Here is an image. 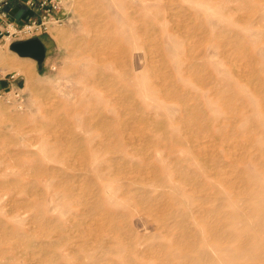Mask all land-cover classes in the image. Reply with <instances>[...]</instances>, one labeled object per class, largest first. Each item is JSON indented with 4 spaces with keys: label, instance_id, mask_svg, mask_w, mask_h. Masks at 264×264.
Here are the masks:
<instances>
[{
    "label": "rangeland",
    "instance_id": "1",
    "mask_svg": "<svg viewBox=\"0 0 264 264\" xmlns=\"http://www.w3.org/2000/svg\"><path fill=\"white\" fill-rule=\"evenodd\" d=\"M63 7L39 36L40 69L10 50L21 36H0V264L252 262L264 250V215L243 217L264 200V0ZM94 79L113 102L91 98ZM227 186L244 203L222 208Z\"/></svg>",
    "mask_w": 264,
    "mask_h": 264
},
{
    "label": "bare ground",
    "instance_id": "2",
    "mask_svg": "<svg viewBox=\"0 0 264 264\" xmlns=\"http://www.w3.org/2000/svg\"><path fill=\"white\" fill-rule=\"evenodd\" d=\"M130 17H131V16H130ZM166 23H167V22H166ZM146 27H147V26H146ZM136 28H137V27H136ZM171 29H172V28H171ZM178 29H179V28H178ZM129 31H130V30H129ZM175 32H176V31H175ZM141 33H142V32H141ZM178 33H179V32H178ZM179 34H180V33H179ZM142 42H143V41H142ZM143 43H144V42H143ZM1 56H2V55H1ZM95 58H96V57H95ZM109 61H111V60H109ZM112 62H113V61H112ZM106 63H107V62H106ZM113 63H114V62H113ZM115 67H116V66H115ZM100 69H101V68H100ZM113 70H114V69H113ZM127 71H128V70H127ZM127 71H125V72H127ZM108 72H109V71H108ZM114 72H116V71L114 70ZM100 75H103V74L101 73ZM128 75H129V74H128ZM103 76H104V75H103ZM109 77H110V76H109ZM101 78H102V77H101ZM136 78H137V77H136ZM111 79H112V78H111ZM127 79L129 80V77H128ZM137 79H138V78H137ZM94 80H95V79H94ZM94 80H93V81H94ZM106 80H108V79L106 78ZM102 81H103V78H102L101 82H102ZM101 82L98 81V80H95L94 82H92V85H94V88H93L94 92L91 93V98H93L97 93H98V94H99V93H103V94L105 93L106 98H108L109 101L113 102V101H114L113 99H114L115 97H114V98L112 97V96L114 95L113 92H112V90H111L112 87H111V86H110V87L108 86L109 89H108V88H105L104 91H105V90H106V91L103 92V91H101V90L99 89L100 86H102V85H100ZM102 83H105V82H102ZM102 83H101V84H102ZM104 85H105V84H104ZM107 89H108V90H107ZM130 91H131V90H130ZM208 92H209V94L211 95L210 91H208ZM115 93H118V94H119L118 91L115 92ZM126 93H128V92L126 91ZM129 93H130V92H129ZM120 94H121V93H120ZM124 94H125V93H124ZM128 95H129V94H128ZM130 95H131V94H130ZM100 96H101V95H100ZM122 96H123V92H122V94H121V97H122ZM124 96H125V95H124ZM118 97L120 98V95H117V98H118ZM112 98H113V99H112ZM121 99H123V98H120V100H121ZM215 99H216V98H215ZM117 100H118V99H117ZM117 100H116V101H117ZM118 101H119V100H118ZM111 102H110V103H111ZM121 109H122V108H121ZM100 110H101V111H99V112H101V113H106V112H107V110H106L105 108H102V109H100ZM261 110H262V109H261ZM263 110H264V109H263ZM113 111H114V109H113ZM260 112L262 113V111H260ZM117 113H118V112H117ZM111 114H112V112H111ZM113 114H115V113H113ZM261 115H262V114H261ZM242 117H243L244 120H246L245 118L250 117V116H249V115H246V114H243ZM93 125H94V124H93ZM263 125H264V124H263ZM256 126H258V129H259V127H260L261 129L263 128V127L261 126L260 123H256ZM101 128H102V127H101ZM252 128H254V125H252ZM258 129H257V130H258ZM257 130H256V133H261V130H259L258 132H257ZM178 142H179V141H178ZM106 143H107V142H106ZM128 150H129V149H128ZM118 153H119V152H118ZM249 159H250V158H249ZM251 159H252V162L255 161V160H253V159H255V158H251ZM260 159H261V158H260ZM262 159H263V158H262ZM259 161H260V160H259ZM110 163H111V162H110ZM110 163H109V164H110ZM249 163H250V162H249ZM255 163L257 164V160H256ZM256 164H254V165H256ZM257 167H258V166H257ZM258 169L260 170V167H259ZM113 170H114V169H113ZM104 173H105V172H104ZM156 180H157V179H156ZM253 180H254V179H253ZM157 181H160V180H157ZM165 181H167V180H165ZM128 183H130V182H128ZM163 183H164V182H163ZM170 183H171V182H170ZM130 184H132V183H130ZM166 184H167V183H166ZM171 184H172V183H171ZM123 186H124V188H123V189H124L123 193H125V195L127 194V195L129 196V195H132V194H133V193L131 192V189H129V188H130L129 185H123ZM222 187H223V186H222ZM224 187H225V186H224ZM220 189H221V188H220ZM225 189H227V190L229 189L228 191H229L231 194L228 193L229 196H227L226 199L224 198V199H223L224 201H222V203H220L222 208H223V206H225V205L227 206L229 203H232V206H235V205H233V204H235V203L237 204L238 202H241V203H242V202L244 201L245 197H247V194H246V193H245V194H244V193H241V192L239 193V191L234 192V190H230V187L228 188V186H227V188H224L223 190H225ZM227 190H226V192H227ZM218 191H221V190H218ZM252 191H254V190H252ZM148 192H149V190H148ZM179 192H180V191H179ZM259 192H260V191H259ZM262 192H263V191H262ZM144 193H145V192H144ZM146 193H147V192H146ZM247 193L249 194V196L254 194V192H253V194H252L251 192H247ZM216 194H217V193H215V195H216ZM220 194H221V193H220ZM220 194H219V195H220ZM226 194H227V193H226ZM257 194H258V192H257L256 194H254V195L257 196ZM262 194H263V193H262ZM262 194H261V195H262ZM123 195H124V194H123ZM144 195H145V194H143V196H144ZM147 195H149V194H147ZM180 195H181V194H180ZM180 195H179V196H180ZM219 195H218V196H219ZM261 195H259V197H260ZM224 196H225V192H224ZM249 196H248V198H249ZM256 196H254V197H256ZM132 197H133V196H132ZM181 197H182V196H181ZM250 197H251V196H250ZM259 197H258V198H259ZM215 198H216V197H215ZM217 198H218V197H217ZM222 198H223V196H222ZM252 198H253V197H252ZM256 198H257V197H256ZM129 199H130V198H129ZM135 199H136V198H135ZM174 199H175V198H174ZM211 199H212V198H211ZM211 199H210V200H211ZM214 200H215V199H214ZM247 200H248V199H247ZM212 201H213V199H212ZM216 201H217V203L219 202L217 199H216ZM248 201H250V200H248ZM261 201H262V200H261ZM209 202H210V201H209ZM220 202H221V199H220ZM206 203H207V202H206ZM214 203H215V202H214ZM243 203H244V202H243ZM178 204H180V202H179ZM203 204H204V203H203ZM203 204H201V205L203 206ZM207 204H208V203H207ZM207 204H206V205H207ZM215 204H216V203H215ZM220 204H219V205H220ZM263 204H264V200H263L262 202H260V200H259V202H247V203H245V205H247V210L250 211V212L252 211V212H251V213H248V215H246L248 211H247V212L245 211L246 213L243 214V217L246 216V218H248L247 216H249L250 214H253V212L255 211V209L258 211L259 215H260V214H261V215H264V205H263ZM127 205H128V204H127ZM127 205H126V207H127ZM238 205H240V203H238ZM238 205H237V207H239ZM202 206H200V208H202ZM204 206H205V204H204ZM243 206H244V205H242V207H243ZM257 206H259V207H257ZM133 207H134V206H133ZM212 207H216V205H215V206H212ZM245 207H246V206H245ZM180 208H181V207H180ZM188 208H190V207H188ZM198 208H199V207H198ZM217 208H218V207H216V209H217ZM219 208H220V207H219ZM219 208H218V209H219ZM229 208H230V206H229ZM233 208H234V207H233ZM216 209L214 208V211H215ZM244 209H245V208H244ZM186 210H187V209H186ZM197 210H198V209H197ZM201 210H202V209H201ZM228 210H229V209H228ZM230 210H231V208H230ZM236 210H238V208H237ZM240 210H242V209H239V211H240ZM198 211H200V210H198ZM210 211H211V208H210ZM210 211H209V212H210ZM214 211L212 210V213H213ZM221 211H222V210H221ZM223 211H224V210H223ZM223 211H222V212H223ZM239 211H238V214H239ZM242 211H243V210H242ZM189 212H190V211H188V213H189ZM216 212H217V211H216ZM224 212H225V211H224ZM224 212H223V213H224ZM228 212H229V211H228ZM231 212H232V211H231ZM233 212H235V211H233ZM179 213H180V212H179ZM181 213H182V212H181ZM191 213H192V212H191ZM205 213H206V212H205ZM210 213H211V212H210ZM210 213H209L208 215H205V214H204L203 216H205V217L207 218V216H209ZM223 213H219V217L221 216V214H222V216H223ZM240 213H241V212H240ZM186 214H187V213H186ZM206 214H207V213H206ZM226 214H227V213H226ZM226 214H225V215H226ZM238 214H237V215H238ZM254 214H255V213H254ZM193 215H194V213H193ZM193 215H191V216H193ZM196 215H197V217H198V214H196ZM196 215H194V218H195ZM211 215H212V216H210V218H211V217L213 218V215H214V214H211ZM217 215H218V214H217ZM235 215H236V213H235ZM239 215H240V214H239ZM201 216H202V215H201ZM201 216H200V217H201ZM214 216H215V215H214ZM228 216H229V215H227V217H228ZM241 216H242V214H241ZM250 216H252V215H250ZM250 216H249V217H250ZM188 217H190V216H188ZM188 217L186 216V218H188ZM205 217H204V218L202 217V219H206ZM217 217H218V216H216V218H217ZM231 217H232V215H231ZM237 217L239 218V216H237ZM257 217H258V214H257ZM260 217H261V216H260ZM260 217H258V218H260ZM194 218H193V219H194ZM198 218H199V217H198ZM208 218H209V217H208ZM208 218H207V219H208ZM214 218H215V217H214ZM216 218H215V220H214L215 223H216ZM223 218H225V216H224ZM223 218H221L220 220H222ZM234 218H236V217H234ZM246 218H245V219H246ZM252 218H254V217H251V219H252ZM202 219H201V220H202ZM242 219H244V218H242ZM242 219L239 218V221L242 222V221H241ZM249 219H250V218H248V220H249ZM194 220H195V219H194ZM209 220H210V219H208V221H209ZM212 220H213V219H212ZM225 220H226V219H225ZM232 220H233V219H232ZM232 220H230V221H232ZM248 220H247V221H248ZM260 220H261V219H260ZM208 221H206V222H208ZM218 221H219V220H218ZM218 221H217V222H218ZM192 222H193V221H192ZM198 222H201V221L198 220ZM202 222L204 223L205 221L203 220ZM202 222H201V223H202ZM227 222H228V221H227ZM237 222H238V220H237ZM237 222H236V223H237ZM240 222H239V225H240ZM201 223H200V224H201ZM203 223H202V224H203ZM212 223H213V222H212ZM212 223L210 222L211 227H212ZM219 223H220V222H219ZM219 223H218V224H219ZM223 223H224V224H221V223H220V224H221V225H220V229L222 228L221 230H226V232H224V233L227 234V231H228V229L230 228V225H229V223H228V224H226L225 222H223ZM230 223H231V222H230ZM233 223H234V222H233ZM248 223H249V225H250V222H248ZM256 223H257V222H256ZM197 224H198V223H197ZM208 224H209V222H208L207 224H204V227L209 226ZM213 224H214V223H213ZM237 224H238V223H237ZM241 224H242V223H241ZM243 224H244V222H243ZM243 224H242V225H243ZM245 224H246V222H245ZM254 224H255V223H254ZM260 224L263 225V222L261 221ZM198 225H199V224H198ZM198 225H197V226H198ZM205 225H206V226H205ZM239 225H238V226H239ZM257 225H258V224H257ZM202 226H203V225H202ZM214 226H216V224L213 225V227H214ZM231 226H232V225H231ZM235 226H236V225H235ZM235 226H233V227H235ZM251 226H253V225L251 224ZM255 226H256V225H255ZM204 227H203V228H204ZM211 227H209V229H212ZM239 227H240V226H239ZM214 228H215V227H214ZM217 228H218V227H217ZM217 228H216V229H217ZM237 228H238V227H237ZM237 228H236V229H237ZM255 228L258 229L257 226H256ZM261 228H262V226H261ZM204 229H207V227L204 228ZM209 229H207L208 234H207V233H206V234H207V235L210 234L211 237H212V233H213V232L210 233V232H209V231H210ZM238 229H239V228H238ZM240 229H241V228H240ZM240 229H239V230H240ZM234 230H235V229H234ZM239 230H238L237 232H239ZM259 230H261V229H258L257 232L260 233ZM263 230H264V229H263ZM211 231H212V230H211ZM214 231L216 232L215 229H214ZM218 231H219V230H218ZM229 231H231V230H229ZM248 231H249V230H248ZM250 231H251V230H250ZM253 231H254V233H256V230H252V232H253ZM205 232H206V231H205ZM237 232H236V233H237ZM224 233H222V234L224 235ZM228 233H229V232H228ZM230 233H231V232H230ZM230 233H229V234H230ZM233 233H234V232H233ZM249 233H250V232H249ZM259 233H258V234L256 233V234L259 236V235L261 234V233H260V234H259ZM216 234H217V235H216V238H217V236H219L220 234H219V235H218V233H216ZM244 234H247V233L244 232ZM251 234H252V233H251ZM251 234H249V235H251ZM210 235H209V236H210ZM213 235H215V234H213ZM240 235H241V234H240ZM252 235H253V234H252ZM205 236H206V235H205ZM225 236H226V235H225ZM225 236H224V237H225ZM229 236H231V235H229ZM241 236H242V235H241ZM213 237H215V236H213ZM226 237H227V236H226ZM239 237H240V236H239ZM239 237H238L237 240H239ZM244 237H245V236L243 235L242 238L245 239ZM247 237H248V236H247ZM249 237H250V236H249ZM262 237H263V236H262ZM206 238L209 239V237H207V236H206ZM216 238H212V239L210 238L209 240H211V242H212V245H211V246H214V245H215L214 247L217 248V249H219V250H222V249H223L222 245H223V246H227V245L229 244V243H226V241H229V239L226 240L227 238H226V239H224V238L221 239L222 237H220V236H219V238H220L221 240H220L219 238L216 240ZM229 238H230V237H229ZM232 238H233V237H232ZM242 238H241V239H242ZM241 239H240V241H241ZM243 239H242V240H243ZM258 239H259V238H258ZM205 240H206V239H205ZM209 240L206 241L207 243H205V244L208 245ZM230 240H232V239H230ZM256 240H257V239H256ZM262 240L264 241V238H263ZM262 240H261V241H262ZM203 241H204V240H203ZM203 241H202V242H203ZM233 241H234V240H233ZM235 241H236V240H235ZM259 241H260V240H259ZM263 241H262V242H263ZM243 242H244V240H243ZM112 243H113V242H112ZM239 243H241V242H239ZM239 243H238V244H239ZM260 243H261V242H260ZM260 243H259V244H260ZM234 244H235V243H234ZM243 244H244V243H243ZM259 244H258V245H259ZM263 244H264V243H263ZM241 245H242V243H241ZM241 245H240V246H241ZM261 245H262V244H261ZM111 246H112V244H111ZM209 246H210V245H209ZM238 246H239V245H238ZM134 247H135V246H134ZM218 247H219V248H218ZM257 247H258V246H257ZM231 248H232V246H231ZM231 248H230V249H231ZM132 249H133V248H132ZM199 249H200V248H199ZM199 249H198V250H199ZM211 249H213V248H211ZM237 249H238V248H237ZM237 249L235 248V254H233L234 256H232V258L235 257L236 255L241 256V258L244 257V256H245V257L247 256V255H246L247 252L245 251L244 248L239 249V250H238V254H236ZM256 249H258V248H256ZM261 249H262V248H261ZM261 249H260V250H261ZM139 250H140V249H139ZM194 250H196V249H194ZM198 250L194 251V253H195V252L197 253ZM219 250H218V251H219ZM223 250H224V249H223ZM258 250H259V249H258ZM145 251H146V250H145ZM214 251H215V250H214ZM227 251H228V249H227ZM233 251H234V249H233ZM146 252H147V251H146ZM190 252H193V251H190ZM211 252H212V251H211ZM257 252H258V251H257ZM138 253H139V252H138ZM202 253H203L202 255H203L204 257H206L207 255H206L205 253H208V252H205V253H204V252L202 251ZM214 253H215V252H213V253H211V254L213 255ZM243 253H244V254H243ZM187 254H188V253H187ZM189 254H190V253H189ZM198 254H199L200 258H201L202 256L200 255L199 252L197 253V255H198ZM204 254H205L206 256H205ZM216 254H217V253H216ZM216 254H215V255H216ZM219 254H223V253L221 252V253H219ZM225 254H226V252H225ZM215 255H213V256H215ZM217 255H218V254H217ZM227 255H228V254H227ZM242 255H243V256H242ZM259 255H260L261 257H260ZM190 256H191V255H190ZM210 256H211V255H210ZM192 257H193V256H192ZM197 257H198V256H197ZM221 257H222V256H221ZM250 257H251L252 262H246V261L243 260V259H244V258H243L242 260H240V262L237 261V262H239V263L234 262L235 260H233V261H232L233 263H231V262L229 261V259L227 260V258H228V256H227V258L225 257L224 260H223L221 263H222V264H229V263H230V264H264V250H263L262 252L253 253ZM128 258H129V257H128ZM206 258H207V257H206ZM212 258H213V257H212ZM212 258H211V259H212ZM246 258H247V257H246ZM190 259H192L191 261H192L194 264H196L195 262H197V263L200 264V262L205 261V260H207V259H209V258H207V259H205V260L202 258L203 260H201V261H195V258H194V257H193V258L190 257L188 260H187V258H186L187 262H188V261L191 262ZM197 259H198V258H197ZM254 259H257V260H254ZM193 260H194V261H193ZM214 260H215V258H214ZM214 260H213V262H214ZM216 260H217V259H216ZM220 260H221V259H220ZM220 260H219V261H220ZM207 261H208V260H207ZM219 261L217 260L216 262H219ZM210 262H211V261H210ZM210 262H207V264L210 263ZM213 262H212V263H213ZM212 263H211V264H212ZM219 263H220V262H219ZM221 263H220V264H221ZM190 264H192V263H190ZM201 264H206V261H205L204 263L202 262Z\"/></svg>",
    "mask_w": 264,
    "mask_h": 264
},
{
    "label": "built area",
    "instance_id": "3",
    "mask_svg": "<svg viewBox=\"0 0 264 264\" xmlns=\"http://www.w3.org/2000/svg\"><path fill=\"white\" fill-rule=\"evenodd\" d=\"M65 0H28L26 6L31 10L37 12L36 15L29 18L20 27H12L16 33L9 30L6 31L8 36L17 34L23 40L39 38L43 34H48L49 29L54 24L60 23L61 15L64 14L63 2ZM9 0H0V22L5 16L4 9L8 5ZM7 24L6 26H8ZM2 35L0 30V36ZM21 40V41H23Z\"/></svg>",
    "mask_w": 264,
    "mask_h": 264
},
{
    "label": "water",
    "instance_id": "4",
    "mask_svg": "<svg viewBox=\"0 0 264 264\" xmlns=\"http://www.w3.org/2000/svg\"><path fill=\"white\" fill-rule=\"evenodd\" d=\"M6 10L15 20H19L25 12V7L19 6L12 9L7 8ZM10 50L20 57L30 58L36 61L39 69L45 59V47L38 38L13 43L10 45Z\"/></svg>",
    "mask_w": 264,
    "mask_h": 264
},
{
    "label": "crops",
    "instance_id": "5",
    "mask_svg": "<svg viewBox=\"0 0 264 264\" xmlns=\"http://www.w3.org/2000/svg\"><path fill=\"white\" fill-rule=\"evenodd\" d=\"M27 2L28 0H9L8 5L4 9L5 16L3 17V21L0 22V30L2 34H6V31L8 30L10 31L11 26L20 27L23 22H26L29 18L37 14V12L31 10L26 6ZM19 6L25 7V12L23 13L22 17L19 20H15L13 16L6 9L7 8L12 9ZM7 24L9 25L6 26Z\"/></svg>",
    "mask_w": 264,
    "mask_h": 264
}]
</instances>
